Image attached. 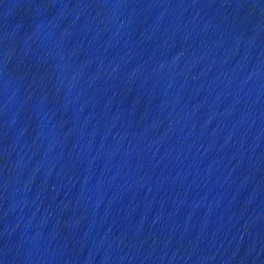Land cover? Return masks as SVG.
Returning a JSON list of instances; mask_svg holds the SVG:
<instances>
[{"label":"water","instance_id":"water-1","mask_svg":"<svg viewBox=\"0 0 264 264\" xmlns=\"http://www.w3.org/2000/svg\"><path fill=\"white\" fill-rule=\"evenodd\" d=\"M0 264H264V0H0Z\"/></svg>","mask_w":264,"mask_h":264}]
</instances>
